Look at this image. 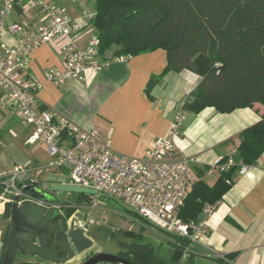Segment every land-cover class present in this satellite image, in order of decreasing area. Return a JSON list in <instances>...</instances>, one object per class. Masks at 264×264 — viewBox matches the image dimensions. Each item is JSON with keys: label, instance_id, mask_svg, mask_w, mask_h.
Segmentation results:
<instances>
[{"label": "built area", "instance_id": "obj_1", "mask_svg": "<svg viewBox=\"0 0 264 264\" xmlns=\"http://www.w3.org/2000/svg\"><path fill=\"white\" fill-rule=\"evenodd\" d=\"M0 1V117L7 119L8 113L16 115L25 127L26 143L45 145L47 167L68 172V182L63 184L94 190L97 196L117 201L157 230L199 244L208 234L206 218L215 207L206 205L198 221L184 222L179 217V210L196 182L192 170L194 158H172L173 139L181 133L186 119L182 105L167 135L152 142L146 157L114 152L97 130L83 129L44 107L37 96L40 82L27 70L34 49L59 40L64 41L63 69L46 73V79L57 87L82 78L88 70L102 68L106 61L99 54V39L94 31H89L85 47L80 49L77 42L82 36V27L68 16L65 6L51 0ZM16 7L20 10L18 19L7 23V17ZM27 13H33V17L22 19ZM6 35L14 37L11 45L4 41ZM232 163L231 158L223 163L218 161L209 167L206 175L222 173ZM249 168L243 165L238 175ZM41 172V164H27L16 165L9 173L0 175V216L15 197L18 205L32 203L58 210L72 206L51 205L23 192L27 186L50 192L49 183L40 179ZM85 219L88 225L93 223L88 215Z\"/></svg>", "mask_w": 264, "mask_h": 264}, {"label": "crops", "instance_id": "obj_2", "mask_svg": "<svg viewBox=\"0 0 264 264\" xmlns=\"http://www.w3.org/2000/svg\"><path fill=\"white\" fill-rule=\"evenodd\" d=\"M51 1L65 6L68 16L80 24L84 33L77 45L83 49L89 36L88 23L78 16L71 4L75 2ZM91 4L93 14V0ZM18 11L16 7L11 14L17 17L12 18L10 14L6 22L17 20ZM24 16L31 18L33 13ZM4 41L11 45L14 37L6 35ZM63 44V40L43 44L30 53L27 70L40 82L38 100L79 127L97 130L114 152L125 156L146 157L152 142L167 135L176 111L199 82V76L187 70L164 72L166 52L157 49L119 59L107 52L102 57L106 61L102 68L94 72L88 70L82 78L57 87L46 79V73L63 69ZM152 76L158 77V81L146 93ZM256 108L263 110L260 104H255L252 108H238L229 113L217 112L213 107L196 114L186 112L181 133L173 139L172 158H194L192 170L197 174L198 170L233 155L238 145L236 137L260 119ZM12 168L13 164L0 160V175L9 173ZM44 173H40V179L46 182ZM217 178L216 172L202 177L209 186ZM206 226L208 234L192 247L199 264H203L200 261L215 264L208 257H223L229 264H264V154L256 165L236 176L233 185L206 218ZM81 258L67 264H76Z\"/></svg>", "mask_w": 264, "mask_h": 264}, {"label": "trees", "instance_id": "obj_3", "mask_svg": "<svg viewBox=\"0 0 264 264\" xmlns=\"http://www.w3.org/2000/svg\"><path fill=\"white\" fill-rule=\"evenodd\" d=\"M87 26L98 37L103 58L107 52L119 59L163 49L164 72L187 70L198 75L197 86L182 104L185 112L196 114L213 107L229 113L255 104L263 107L261 111L256 108L259 121L236 137L235 153L219 160L231 158L233 163L218 174L213 185L202 179L209 167L195 174L196 182L179 217L184 222L200 220L203 208L216 207L240 168L256 165L264 154V0H93ZM157 81L156 76L150 78L146 93ZM9 210L10 205L3 214L6 218ZM72 213L73 209L67 210L68 217ZM167 235V261L141 242V234L133 233L127 235L131 242L124 243L127 250L117 256L132 264H196L192 247L198 243ZM208 259L229 264L223 257Z\"/></svg>", "mask_w": 264, "mask_h": 264}, {"label": "rangeland", "instance_id": "obj_4", "mask_svg": "<svg viewBox=\"0 0 264 264\" xmlns=\"http://www.w3.org/2000/svg\"><path fill=\"white\" fill-rule=\"evenodd\" d=\"M71 3L74 9H77L78 16H81L85 22H89L92 15L91 0H73ZM78 6V8L76 7ZM32 16V13H29ZM12 18L17 16L11 14ZM9 17H7L8 20ZM25 19V16L21 17ZM91 29V30H89ZM87 31H93L88 26ZM84 33V32H82ZM88 35L89 32H86ZM8 113L7 119L0 117V160L16 165H35L43 166V176L46 182H68V172H62L60 169H49L47 167L49 158L46 154L45 145L41 142L27 144V134L21 120ZM53 171V172H52ZM53 183H49L51 185ZM47 198L56 199L60 203L77 205L85 215H88L93 221L89 224L88 238L92 241V247L89 249L91 255L98 253L118 255L127 249L124 243H130L128 233L141 234L142 243L148 244L154 250L155 256L167 261L169 259V236L154 228L145 220L130 213L124 209L117 201L103 197H87L78 193L67 192H47ZM7 226V218L1 215L0 229ZM79 259L75 261L77 264ZM199 264L198 261H195ZM203 264H212L208 261H200ZM98 264H111L101 262Z\"/></svg>", "mask_w": 264, "mask_h": 264}, {"label": "water", "instance_id": "obj_5", "mask_svg": "<svg viewBox=\"0 0 264 264\" xmlns=\"http://www.w3.org/2000/svg\"><path fill=\"white\" fill-rule=\"evenodd\" d=\"M49 189L51 192L97 196L94 190L61 183H53ZM23 192L51 205H63L56 199L47 198L44 192L32 186L23 188ZM17 200L15 197L10 205V229L4 245L0 238V250L3 245L0 264H33L14 263L16 253L22 257H36L47 262L65 264L92 247V241L86 236L88 224L82 221L81 213L76 212L67 219L56 207L45 210L32 203L18 205ZM101 262L132 264L120 256L105 253L95 254L81 264Z\"/></svg>", "mask_w": 264, "mask_h": 264}, {"label": "flooded vegetation", "instance_id": "obj_6", "mask_svg": "<svg viewBox=\"0 0 264 264\" xmlns=\"http://www.w3.org/2000/svg\"><path fill=\"white\" fill-rule=\"evenodd\" d=\"M51 192V191H50ZM47 193V192H46ZM45 193V195H46ZM47 196V195H46ZM60 203V202H59ZM63 205H67L68 203H61ZM70 206L72 204H69ZM44 208L45 210H48L46 209L45 207H42ZM50 209V208H49ZM68 209H73V213L71 214V216L76 213V212H79L82 214V221L84 223H86V219H85V214L83 213V211L81 209H79V207L77 205H72L71 207H64L62 209L59 210V212H61L67 219L71 218V216H67V210ZM9 229H10V225H9V221H8V218H7V226L4 227V229H0V238H1V241L4 245V243L6 242L7 240V237H8V234H9ZM88 232H89V225H88ZM88 232L86 233V236L88 235ZM88 237V236H87ZM35 242V241H34ZM3 245H2V248L0 250V263H1V260H2V255H3ZM88 251L89 250H86L84 253H82L81 255L75 257V258H79V257H82L81 260L77 263V264H81L82 262H84L86 259H88L89 257L93 256L91 254H88ZM60 258H63V256H60ZM74 258V259H75ZM14 263H33V264H58V263H53V262H47V261H43L39 258H36V257H22V256H19L17 253L15 255V258H14ZM68 263V262H67ZM65 263V264H67Z\"/></svg>", "mask_w": 264, "mask_h": 264}]
</instances>
